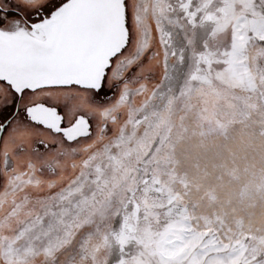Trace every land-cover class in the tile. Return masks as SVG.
Segmentation results:
<instances>
[{
    "label": "snow or ice",
    "instance_id": "6c2138e0",
    "mask_svg": "<svg viewBox=\"0 0 264 264\" xmlns=\"http://www.w3.org/2000/svg\"><path fill=\"white\" fill-rule=\"evenodd\" d=\"M0 264H264V0H0Z\"/></svg>",
    "mask_w": 264,
    "mask_h": 264
}]
</instances>
